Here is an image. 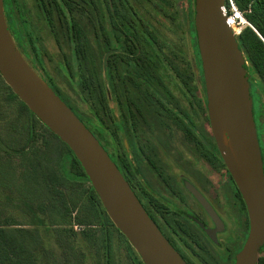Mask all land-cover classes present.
Returning <instances> with one entry per match:
<instances>
[{
	"label": "rangeland",
	"instance_id": "1",
	"mask_svg": "<svg viewBox=\"0 0 264 264\" xmlns=\"http://www.w3.org/2000/svg\"><path fill=\"white\" fill-rule=\"evenodd\" d=\"M131 2L141 8L151 27H120L123 19H135L128 0H64L61 10L56 0H7L6 21L13 37L20 40L15 44L23 58L59 92L111 154L120 153L121 148L130 152L133 131L142 142L149 133L168 141L169 152L178 151L175 138L187 133L181 120L196 135L209 138L201 100L202 72L189 30L194 26V15L188 13L193 0ZM68 22L73 41L67 38ZM139 29L147 31V42L138 44L131 39L132 31ZM155 49L159 52L156 57ZM245 65L264 167V96L255 86L257 78L247 61ZM185 113L194 123L188 124ZM44 132L0 78V218L12 217L34 230L36 264H141L113 227H107L110 235L90 245L81 234L84 226L71 221L63 224L49 211H38L45 198L25 179L29 168L21 151L42 138L57 145ZM65 160V174L77 180ZM80 183L87 188V182ZM9 195L24 200L20 203ZM199 253L202 264H229L214 249ZM260 255H264V245Z\"/></svg>",
	"mask_w": 264,
	"mask_h": 264
},
{
	"label": "water",
	"instance_id": "2",
	"mask_svg": "<svg viewBox=\"0 0 264 264\" xmlns=\"http://www.w3.org/2000/svg\"><path fill=\"white\" fill-rule=\"evenodd\" d=\"M196 44L210 129L247 210V237L233 264H257L264 244V170L246 77L224 0H193ZM0 77L71 150L106 215L143 264H186L147 215L116 164L18 51L0 0Z\"/></svg>",
	"mask_w": 264,
	"mask_h": 264
},
{
	"label": "flooded vegetation",
	"instance_id": "3",
	"mask_svg": "<svg viewBox=\"0 0 264 264\" xmlns=\"http://www.w3.org/2000/svg\"><path fill=\"white\" fill-rule=\"evenodd\" d=\"M6 4L7 0H3L4 18L11 34ZM204 94L201 100L205 101V128L210 137L203 139L193 128L195 134L192 133L181 120L187 133L175 138L178 151L173 152L168 151V141L147 133V141L142 142L139 133L133 131L130 152L121 148L120 153L111 154L71 106L70 109L99 140L147 215L186 264H202L199 251L207 248L219 251L226 263L233 264L248 234V215L213 138ZM185 116L188 124L194 123L188 114Z\"/></svg>",
	"mask_w": 264,
	"mask_h": 264
},
{
	"label": "trees",
	"instance_id": "4",
	"mask_svg": "<svg viewBox=\"0 0 264 264\" xmlns=\"http://www.w3.org/2000/svg\"><path fill=\"white\" fill-rule=\"evenodd\" d=\"M63 2L64 0H56L60 10ZM132 2L128 0V8L132 10L135 19L132 21L130 14L127 13L131 21L123 19L120 27H145V25L151 27L150 23L144 19L145 17H142L141 8H136L132 5ZM235 3L248 23L255 29L253 30L249 26L242 27V30L236 36V41L239 49L244 54L245 61L249 64L248 68L251 69L257 78V83L256 85L254 83V85L264 96V0H235ZM188 13L193 15V9H188ZM192 19L193 17H191ZM67 27V38L73 41L71 22L67 23ZM189 30L193 33V48L196 53L195 56H197V60L200 63L194 26L190 27ZM147 34V31L142 29L137 30V32L132 31L131 39L138 44L141 41L147 42L149 40ZM15 41L19 42L20 40L16 38ZM158 55L159 52L155 49L153 56L156 57ZM42 80L51 88L44 78ZM201 80L203 84L202 77ZM5 88L10 91L12 97L18 99L6 84ZM51 89L63 99L56 89ZM63 101L65 102L64 99ZM19 102L34 121L41 125L43 131L58 141L57 145H50L42 138L40 143H34L29 147L26 146L21 151L29 168V173L25 176V179L29 184L37 186L43 198H45L43 203L38 204V211L40 213L49 211L57 216L59 222L63 224L71 221L76 225L84 226L85 229L82 230L81 234L90 245H96L100 239L102 240L110 235L107 229L109 226L113 227L125 239L106 215L98 196L71 150L56 135L49 131L20 100ZM66 105L68 104L66 103ZM68 106L70 107V105ZM89 112L95 121L98 122L99 117H97L95 110L90 108ZM64 158H66L65 161L70 174L76 177L78 183L77 180H71L65 174L63 170ZM80 182H87V188H82ZM6 189H8L7 185ZM7 193L10 194V191ZM84 196L87 197L86 201L82 199ZM9 198L17 199L20 203L24 200L23 197L13 198L10 195ZM97 231L99 232L98 235ZM36 236L34 230L24 227L22 223L14 218H0V264H36L34 256ZM135 254L137 255V253ZM140 263L143 264L141 261ZM257 264H264V255L259 256Z\"/></svg>",
	"mask_w": 264,
	"mask_h": 264
},
{
	"label": "built area",
	"instance_id": "5",
	"mask_svg": "<svg viewBox=\"0 0 264 264\" xmlns=\"http://www.w3.org/2000/svg\"><path fill=\"white\" fill-rule=\"evenodd\" d=\"M224 8L226 11V19L232 30L237 36L241 31L242 26L247 25L251 29L255 30L244 18L241 11L238 9L235 0H224Z\"/></svg>",
	"mask_w": 264,
	"mask_h": 264
}]
</instances>
